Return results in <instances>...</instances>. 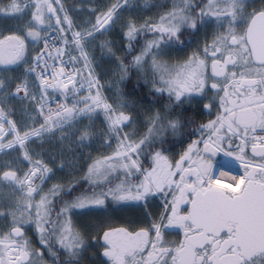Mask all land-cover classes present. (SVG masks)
<instances>
[{
    "label": "snow or ice",
    "instance_id": "6c2138e0",
    "mask_svg": "<svg viewBox=\"0 0 264 264\" xmlns=\"http://www.w3.org/2000/svg\"><path fill=\"white\" fill-rule=\"evenodd\" d=\"M0 264H264V0L0 7Z\"/></svg>",
    "mask_w": 264,
    "mask_h": 264
},
{
    "label": "flooded vegetation",
    "instance_id": "af4514ba",
    "mask_svg": "<svg viewBox=\"0 0 264 264\" xmlns=\"http://www.w3.org/2000/svg\"><path fill=\"white\" fill-rule=\"evenodd\" d=\"M218 161H224L225 157L221 154L217 157ZM226 171L233 172V174H239L240 171H242L238 164L233 163L232 165H224L223 167Z\"/></svg>",
    "mask_w": 264,
    "mask_h": 264
},
{
    "label": "trees",
    "instance_id": "16d2710c",
    "mask_svg": "<svg viewBox=\"0 0 264 264\" xmlns=\"http://www.w3.org/2000/svg\"><path fill=\"white\" fill-rule=\"evenodd\" d=\"M8 2H9V0H0V7L4 6Z\"/></svg>",
    "mask_w": 264,
    "mask_h": 264
},
{
    "label": "bare ground",
    "instance_id": "6f19581e",
    "mask_svg": "<svg viewBox=\"0 0 264 264\" xmlns=\"http://www.w3.org/2000/svg\"><path fill=\"white\" fill-rule=\"evenodd\" d=\"M223 171H226V170L223 168ZM226 172H229V171H226ZM231 174H233V172ZM222 183H227V178L222 179Z\"/></svg>",
    "mask_w": 264,
    "mask_h": 264
},
{
    "label": "water",
    "instance_id": "95a60500",
    "mask_svg": "<svg viewBox=\"0 0 264 264\" xmlns=\"http://www.w3.org/2000/svg\"><path fill=\"white\" fill-rule=\"evenodd\" d=\"M225 159H227V158H225Z\"/></svg>",
    "mask_w": 264,
    "mask_h": 264
}]
</instances>
